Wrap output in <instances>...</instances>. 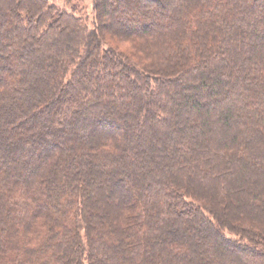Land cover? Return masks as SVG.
Listing matches in <instances>:
<instances>
[{"label":"trees","instance_id":"obj_1","mask_svg":"<svg viewBox=\"0 0 264 264\" xmlns=\"http://www.w3.org/2000/svg\"><path fill=\"white\" fill-rule=\"evenodd\" d=\"M91 11L0 0V264H264V0Z\"/></svg>","mask_w":264,"mask_h":264},{"label":"rangeland","instance_id":"obj_2","mask_svg":"<svg viewBox=\"0 0 264 264\" xmlns=\"http://www.w3.org/2000/svg\"><path fill=\"white\" fill-rule=\"evenodd\" d=\"M49 1L59 6L65 2L69 3L70 5L78 8V10H80V12H82L83 15L85 14L87 18L90 19L92 17L91 15L92 0H49ZM258 193L260 195L264 194V187H259ZM232 219H237V216H234Z\"/></svg>","mask_w":264,"mask_h":264}]
</instances>
